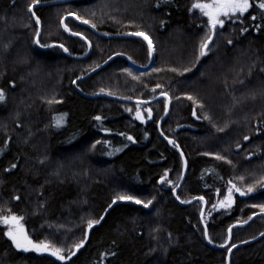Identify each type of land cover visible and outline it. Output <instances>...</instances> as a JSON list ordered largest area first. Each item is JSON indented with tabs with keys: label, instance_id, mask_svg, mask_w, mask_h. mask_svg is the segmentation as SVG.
Returning a JSON list of instances; mask_svg holds the SVG:
<instances>
[{
	"label": "trees",
	"instance_id": "16d2710c",
	"mask_svg": "<svg viewBox=\"0 0 264 264\" xmlns=\"http://www.w3.org/2000/svg\"><path fill=\"white\" fill-rule=\"evenodd\" d=\"M52 1L58 0L35 3L34 18L29 11L34 0H0V89L5 94L0 101V216H22L33 241L63 249L66 259L16 249L0 223V264H264V237L236 248L228 259L233 245L264 233V216L231 229L264 213L253 207L264 204L261 0H250L247 13L218 27L205 56L199 54L200 44L209 30L207 17L192 8L197 0H75L38 6ZM134 31L153 41L151 70L136 72L125 59L115 58L75 88V81L114 55L148 66L144 41L112 38ZM76 36L91 45L86 59L79 60L88 45ZM163 93L170 106L161 132L175 148L158 133L166 100L132 103ZM53 99L59 102L48 103ZM137 109L143 121L136 118ZM178 150L187 172L174 196L183 176ZM229 181L246 194L234 191L231 207H222ZM117 195L151 204H112ZM202 201L208 242L200 221ZM101 216L89 230L87 222Z\"/></svg>",
	"mask_w": 264,
	"mask_h": 264
},
{
	"label": "snow or ice",
	"instance_id": "6c2138e0",
	"mask_svg": "<svg viewBox=\"0 0 264 264\" xmlns=\"http://www.w3.org/2000/svg\"><path fill=\"white\" fill-rule=\"evenodd\" d=\"M39 0H34V3L29 6V11L32 10V8L35 6V3H38ZM159 6V5H157ZM259 8L264 9V0H261L259 3ZM252 7V4L250 3V0H197L196 3L192 5L193 9H198L200 13L207 17V27H208V33L206 35V38L202 41L200 44V56H205L207 55V51L209 49V45L213 42V37L216 34V31L219 28H223L225 25V19L232 20L233 18H238L237 14L239 13L241 16L245 13H247ZM35 15V13H33ZM69 15L76 16L77 19H82L80 16H78L76 13H69ZM252 19L255 20L256 17L252 16ZM37 24H39V18L37 17L36 20ZM84 23H89L88 20H83ZM161 23H165L164 21H161ZM95 27V24L92 25ZM65 28H67V25H65ZM242 32H246L247 29L244 28L241 30ZM131 36H140L143 37L145 41H147L149 51L153 50V41L149 38L147 34H145L143 31H134L131 33H128ZM74 35H79V33H74ZM37 39L36 43L40 44V40L38 39L39 37V32L36 33ZM229 44L232 43L231 40L228 41ZM41 47H47L48 45L41 44ZM60 47H64L63 45H60ZM64 51L67 52L68 49L64 48ZM173 71H176V69H172ZM190 68H185L184 71H190ZM127 71V70H126ZM159 87V85H157ZM103 91V89L101 90ZM164 96H167V93H163ZM189 100H193L195 103V100L192 96L187 97ZM5 99V94L3 89H0V101H3ZM54 102H59L53 100H49L48 103H54ZM138 104L140 101L137 102ZM131 111V109H129ZM148 113V118H151L152 115V110L149 108L147 110ZM66 115V114H65ZM195 115V112L193 113ZM136 118L143 121L144 117L141 114L140 110L137 109L136 111ZM96 120H101L102 117L96 116ZM63 122V116L56 121L57 126H60ZM220 131H223V129H219ZM121 135H124V133H121ZM128 140H133L132 136H127ZM245 140L249 139V137L245 136ZM133 142H135L133 140ZM97 144L100 143V141H96ZM169 143H175L174 141H169ZM95 147V145H93ZM239 147V145H238ZM183 155V154H181ZM205 155H210L209 153H205ZM216 159H224V157L220 155H216ZM230 163V161H229ZM17 165L12 164L11 168H15ZM10 170V169H9ZM243 179V177H241ZM230 187L227 190V196L224 198L223 201H221V206H227L231 207L233 203V192H238L241 196L245 195L246 192L242 190L240 187H238L236 184L232 183V181H229ZM254 186H249L247 189V192H252ZM16 199H20L18 196ZM179 199V197H177ZM199 199L203 200V197H199ZM134 201L136 204H144V207H148L151 204V201H147L146 203L137 199L135 196L132 195H117L113 201L112 204H115L117 201ZM111 207V205H109ZM253 207H260L262 211H264V204L261 205H253ZM24 218L22 216H18L15 214H10L7 216H0V223H3L4 225L8 226L7 231L5 232V235L11 240V242L15 245L16 249H21L25 252L34 250L36 252H50L51 255L56 256L59 260H64L66 257L62 254L63 249L55 247V246H50L48 242H40L37 243L33 241L29 235L27 234L24 225L21 223V221ZM104 219V216L99 217L98 219L95 220H89L87 222V226L89 229H91L94 225L99 224L102 220ZM231 230L229 229V232ZM205 235L207 236V231L205 230ZM261 235H264L262 233ZM209 243H212L211 239L209 238ZM84 241H80L78 244L75 245V248L79 250V248L83 247ZM223 246V245H221ZM235 247V245H233ZM230 251V250H229ZM115 253H113L114 255ZM72 255H75V253H70V255L67 257V259H70Z\"/></svg>",
	"mask_w": 264,
	"mask_h": 264
},
{
	"label": "water",
	"instance_id": "95a60500",
	"mask_svg": "<svg viewBox=\"0 0 264 264\" xmlns=\"http://www.w3.org/2000/svg\"><path fill=\"white\" fill-rule=\"evenodd\" d=\"M72 1H75V0H58V1H52V2H48V3L39 4L38 6L49 7V6H55V5H58V4H66V3H68V2H72ZM32 9H33V8H32ZM31 14H32V16H33L32 10H31ZM33 17H34V16H33ZM71 17H73V16H71ZM34 18H35V17H34ZM62 25H64V21L62 22ZM76 37L80 38L81 40H83V41L88 45L89 51H88L87 55H85L84 57L80 58L79 60L86 59V58L90 55V53H91V45H90L89 42H87L83 37H81V36H76ZM104 38H110V37H106V36H104ZM112 38H117V39H139V40H143V41L147 44V41H145V40L143 39V37H140V36H131V35H129V34H127V35H116V36H113ZM147 45H148V44H147ZM115 58H123V59H125V60L129 63V66H130L131 69H133V70L136 71V72H140V73L147 72V71L151 70V68L153 67V50H152L151 53H150V62H149V64H148L147 67H139V66H136V65L133 64V63H132L127 57H125V56H123V55H114V56H112L111 58H109V59H108V60H107L102 66L96 68L95 70L89 72L87 75H85V76L81 77L80 79H78L77 81H75V83H74L75 88H76V84H77L78 82H80V81H82V80H85V79H88V78L91 77L92 75H94V74H96L97 72L103 70V69H104L105 67H107V65L110 64ZM82 95H83V94H82ZM83 96H84L85 98H88V99H97L98 97H108L107 95H95V96H91V97H90V96H85V95H83ZM109 98H111V97H109ZM113 99H115V100H117V101H120V102H125V103L129 102V101L125 100V99H119V98H113ZM161 99H165L167 104H166V111H165V114H164L163 118L160 120V122H159V124H158V133H159L160 137H161V138H162V139H163V140H164V141H165L170 147L175 148V146H176L175 143H169V141H170L171 139H167V138H165V136H164V135L162 134V132H161V126H162V124L166 121V119H167V117H168V113H169V106H170V100H169V98H168L167 96L162 95V96H159V97H157L156 99H154V100H152V101L140 102L139 104H152L153 102H155V101H157V100H161ZM132 103H137V102H132ZM171 141H173V140H171ZM178 151L180 152V154H182L180 150H178ZM181 157H182V161H183V176H182V179H181L180 185H179V186L174 190V192H173L174 196H176V194H177V192H178V190H179V187L182 185V183H183V181H184V178H185V176H186V172H187V164H186V160H185V158H184L183 155H181ZM195 201H197V200H194V201H192L191 203H193V202H195ZM202 203H203V209H202V213H201V216H200V221H201V223H202L204 229L206 230V226H205V223H204V215H205V211H206V203H205L204 201H202ZM258 216H264V213H263V214H256V215L252 216V217L249 219V221H248L247 223H245V224H243V225H234L233 227H231V229H233V228H235V227H244V226H247V225H248L253 219H255V218L258 217ZM93 228H94V226H93L91 229H93ZM91 229H89V230H91ZM231 229H230V230H231ZM206 231H207V230H206ZM230 232H231V231H230ZM230 232H229V240H228L227 244L224 246V248L227 247V246L229 245V243H230V238H231V233H230ZM262 237H264V235H259L257 238H255V239H253V240H251V241H247V242H244V243H242V244H239V245L233 247V248L229 251V253H228V259H229V256H230L231 252H232L233 250H235L236 248H240V247L246 246V245H248V244H251V243H253V242H256V241H258L259 239H261ZM205 238H206V241L208 242V235H207V236L205 235ZM27 252H28V251H27ZM53 257H54L57 261L62 262V260H59L56 256H53Z\"/></svg>",
	"mask_w": 264,
	"mask_h": 264
},
{
	"label": "rangeland",
	"instance_id": "374dc122",
	"mask_svg": "<svg viewBox=\"0 0 264 264\" xmlns=\"http://www.w3.org/2000/svg\"><path fill=\"white\" fill-rule=\"evenodd\" d=\"M201 2H203V0H201ZM197 10H198V9H197ZM226 20H228V19H225V21H226ZM142 41H143V40H142ZM146 67H147V66H146ZM158 124H159V123H158ZM7 227H8V226H6V231H7Z\"/></svg>",
	"mask_w": 264,
	"mask_h": 264
}]
</instances>
